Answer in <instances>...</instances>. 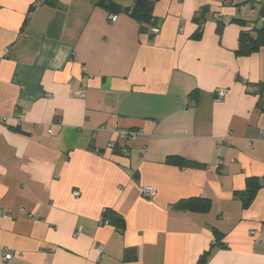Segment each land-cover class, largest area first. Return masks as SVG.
<instances>
[{"label": "crops", "instance_id": "0c3cea01", "mask_svg": "<svg viewBox=\"0 0 264 264\" xmlns=\"http://www.w3.org/2000/svg\"><path fill=\"white\" fill-rule=\"evenodd\" d=\"M99 1L0 0V264H264V0Z\"/></svg>", "mask_w": 264, "mask_h": 264}, {"label": "trees", "instance_id": "16d2710c", "mask_svg": "<svg viewBox=\"0 0 264 264\" xmlns=\"http://www.w3.org/2000/svg\"><path fill=\"white\" fill-rule=\"evenodd\" d=\"M98 4L110 10L116 9L117 12L120 10H123L131 18H133L134 20L140 23L141 29L147 30V28L143 27V24H147L150 27L153 25L149 0H133V5L131 7H125L123 9L119 7L116 3H114L113 1L106 3L104 0H100ZM260 14L263 19V22L261 26L258 29H256L255 37H252L249 33H246V32H241L239 34V38H238L239 47L237 49V53L249 54L251 52L257 51L261 46H264V3L261 6ZM196 20L198 23H201L203 21V16L200 15L199 17L196 18ZM148 33L150 36H153L149 32V29H148ZM262 103L263 101H262V94H261L258 106L262 107ZM16 130L19 131L18 128H16ZM117 150H118V147L116 148L115 152H117ZM166 162L168 164L179 166V167H202L203 166L202 164L186 160L177 155L168 156L166 158ZM255 190H256V186L250 190L248 201L253 197ZM189 202H191V200H180L176 204L173 205V208L183 209L184 207L187 206ZM109 218L112 219V221L115 223L117 228H119L120 230L124 228V221L119 215H117L111 209H104L102 211L101 219L109 220Z\"/></svg>", "mask_w": 264, "mask_h": 264}, {"label": "built area", "instance_id": "2783aa9c", "mask_svg": "<svg viewBox=\"0 0 264 264\" xmlns=\"http://www.w3.org/2000/svg\"><path fill=\"white\" fill-rule=\"evenodd\" d=\"M244 8V7H243ZM108 19L111 21V22H114L116 19H117V15L116 14H110L108 16ZM149 32L152 34V35H155L159 32V28L156 27V26H151L149 28ZM215 94L217 97H224L226 94H227V90L226 89H217L215 90ZM22 118L23 116L21 114L17 115L14 120L16 121L17 123V126L20 125L21 121H22ZM3 121H6L5 118H3ZM113 132L116 134L117 137H119L120 139H123V140H133L136 138V136L138 134H141V130H124V129H119V128H115L113 129ZM262 134H264V130H262L261 132ZM118 147L120 153H124L125 152V147L124 146H117V143L115 141H111L108 143V148H109V151L110 153H115V150L116 148ZM141 190L144 194L148 195V196H153L154 193H155V189L154 187L152 186H142L141 187ZM73 195L74 196H78L79 195V192L77 190H74L73 191ZM12 258V254L11 253H6L4 255V260H9Z\"/></svg>", "mask_w": 264, "mask_h": 264}, {"label": "rangeland", "instance_id": "374dc122", "mask_svg": "<svg viewBox=\"0 0 264 264\" xmlns=\"http://www.w3.org/2000/svg\"><path fill=\"white\" fill-rule=\"evenodd\" d=\"M243 7H245L244 4H239V8H240V9H244Z\"/></svg>", "mask_w": 264, "mask_h": 264}]
</instances>
